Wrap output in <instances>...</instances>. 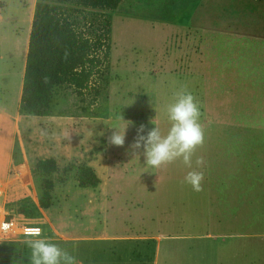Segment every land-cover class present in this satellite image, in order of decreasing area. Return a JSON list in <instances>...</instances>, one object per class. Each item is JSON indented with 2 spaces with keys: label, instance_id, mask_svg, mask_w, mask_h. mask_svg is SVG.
Instances as JSON below:
<instances>
[{
  "label": "rangeland",
  "instance_id": "obj_1",
  "mask_svg": "<svg viewBox=\"0 0 264 264\" xmlns=\"http://www.w3.org/2000/svg\"><path fill=\"white\" fill-rule=\"evenodd\" d=\"M37 1L0 0V55L10 41L1 16L31 21ZM112 19L109 84L95 103L66 86L51 115L22 114L0 61V199L19 219L0 232V264H32V227L76 264H264V0H123ZM185 88L205 142L191 167L150 168L143 149L130 148L136 130L144 124L146 134L155 119L166 134L167 106ZM121 114L133 122L122 147L108 144ZM50 156L59 171L45 215L44 177L32 168ZM82 164L99 186H79ZM192 170L204 173L202 191L184 180Z\"/></svg>",
  "mask_w": 264,
  "mask_h": 264
},
{
  "label": "trees",
  "instance_id": "obj_2",
  "mask_svg": "<svg viewBox=\"0 0 264 264\" xmlns=\"http://www.w3.org/2000/svg\"><path fill=\"white\" fill-rule=\"evenodd\" d=\"M123 0H38L29 38L20 113L51 115L56 90L71 87L78 96L95 103L107 89L112 55V14ZM86 110V108H84ZM72 167H66L67 174ZM82 188L100 185L101 178L89 164L77 168ZM59 171L55 157L39 159L32 168L43 176L39 205L50 209L55 182L50 175ZM20 212L27 217L32 211Z\"/></svg>",
  "mask_w": 264,
  "mask_h": 264
},
{
  "label": "clouds",
  "instance_id": "obj_3",
  "mask_svg": "<svg viewBox=\"0 0 264 264\" xmlns=\"http://www.w3.org/2000/svg\"><path fill=\"white\" fill-rule=\"evenodd\" d=\"M201 115L200 105L194 95L186 88L181 89L175 93L174 101L167 106L171 125L167 133L163 134L159 124L152 119L151 123L155 127L144 134L145 125L141 124L130 148L136 154L137 150L143 149L145 164L150 168L159 169L176 160H182L184 165L191 167L193 154L205 142V125L201 122ZM119 119L126 123L122 127H111L113 131L108 137V144L122 147L125 144L127 128L133 122L126 121L122 114ZM63 138L70 140V131L64 133ZM197 164L202 165L203 159H198ZM203 179V171L197 170L189 171L184 178L197 192L203 190ZM8 228L7 223L0 222V232H6ZM41 232L39 227L25 229V235L28 237L25 243L31 249L32 264H76L74 256L50 239L41 238Z\"/></svg>",
  "mask_w": 264,
  "mask_h": 264
},
{
  "label": "bare ground",
  "instance_id": "obj_4",
  "mask_svg": "<svg viewBox=\"0 0 264 264\" xmlns=\"http://www.w3.org/2000/svg\"><path fill=\"white\" fill-rule=\"evenodd\" d=\"M5 11L4 15H2L1 19L4 20V23H1L4 31L6 33H10V41H9V49L8 51L2 53L0 55V61L4 65V75L8 79L11 87L15 92L18 93L19 99H21L23 84L22 79H24L25 67L27 62V56L29 51V38L32 29V22L35 13V7L33 11V16L31 21L28 19V15L26 12L18 18L14 15H8ZM31 22V28L29 31V24ZM113 35L115 32V21H113ZM26 25L28 27L26 28ZM115 29V30H114ZM12 30V32H11ZM5 39H2L4 42ZM33 117H41L36 115H31ZM40 209L46 215V212L49 209ZM48 219V216H45Z\"/></svg>",
  "mask_w": 264,
  "mask_h": 264
},
{
  "label": "built area",
  "instance_id": "obj_5",
  "mask_svg": "<svg viewBox=\"0 0 264 264\" xmlns=\"http://www.w3.org/2000/svg\"><path fill=\"white\" fill-rule=\"evenodd\" d=\"M3 193L0 192V197ZM0 222L7 223L9 226H17L19 224V219L13 217L11 212H9L5 205L0 199Z\"/></svg>",
  "mask_w": 264,
  "mask_h": 264
},
{
  "label": "crops",
  "instance_id": "obj_6",
  "mask_svg": "<svg viewBox=\"0 0 264 264\" xmlns=\"http://www.w3.org/2000/svg\"><path fill=\"white\" fill-rule=\"evenodd\" d=\"M30 28H31V24H30ZM29 31H30V29H29ZM22 84H23V79H22ZM18 97H19V95H18ZM238 261L239 262H242L241 260H240V257L238 258ZM243 263V262H242Z\"/></svg>",
  "mask_w": 264,
  "mask_h": 264
}]
</instances>
